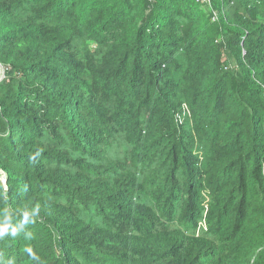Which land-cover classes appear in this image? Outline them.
<instances>
[{"label":"trees","instance_id":"trees-1","mask_svg":"<svg viewBox=\"0 0 264 264\" xmlns=\"http://www.w3.org/2000/svg\"><path fill=\"white\" fill-rule=\"evenodd\" d=\"M209 3L0 0V264H264V0Z\"/></svg>","mask_w":264,"mask_h":264},{"label":"built area","instance_id":"built-area-1","mask_svg":"<svg viewBox=\"0 0 264 264\" xmlns=\"http://www.w3.org/2000/svg\"><path fill=\"white\" fill-rule=\"evenodd\" d=\"M199 1L200 3H202L204 6H207L209 7L210 6V3H209V0H197ZM216 18H215V15L213 16L212 20L214 21Z\"/></svg>","mask_w":264,"mask_h":264},{"label":"water","instance_id":"water-1","mask_svg":"<svg viewBox=\"0 0 264 264\" xmlns=\"http://www.w3.org/2000/svg\"><path fill=\"white\" fill-rule=\"evenodd\" d=\"M5 178H6L5 176H1V180L3 183H5Z\"/></svg>","mask_w":264,"mask_h":264},{"label":"rangeland","instance_id":"rangeland-1","mask_svg":"<svg viewBox=\"0 0 264 264\" xmlns=\"http://www.w3.org/2000/svg\"><path fill=\"white\" fill-rule=\"evenodd\" d=\"M3 176V175H2Z\"/></svg>","mask_w":264,"mask_h":264}]
</instances>
